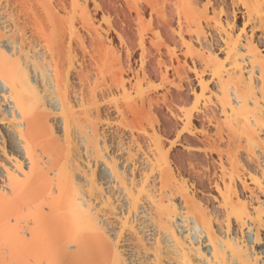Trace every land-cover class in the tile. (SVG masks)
<instances>
[{"label":"bare ground","instance_id":"bare-ground-1","mask_svg":"<svg viewBox=\"0 0 264 264\" xmlns=\"http://www.w3.org/2000/svg\"><path fill=\"white\" fill-rule=\"evenodd\" d=\"M0 264H264V0H0Z\"/></svg>","mask_w":264,"mask_h":264}]
</instances>
